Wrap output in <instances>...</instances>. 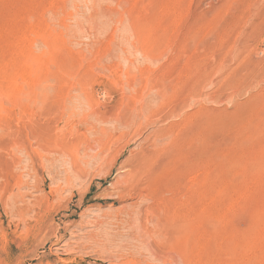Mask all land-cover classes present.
I'll return each instance as SVG.
<instances>
[{
    "label": "rangeland",
    "instance_id": "obj_1",
    "mask_svg": "<svg viewBox=\"0 0 264 264\" xmlns=\"http://www.w3.org/2000/svg\"><path fill=\"white\" fill-rule=\"evenodd\" d=\"M0 264H264V0H0Z\"/></svg>",
    "mask_w": 264,
    "mask_h": 264
},
{
    "label": "bare ground",
    "instance_id": "obj_2",
    "mask_svg": "<svg viewBox=\"0 0 264 264\" xmlns=\"http://www.w3.org/2000/svg\"><path fill=\"white\" fill-rule=\"evenodd\" d=\"M162 138H164V137H162ZM159 140H160V139H159ZM161 141H163V140H161ZM155 142H156V141H155ZM157 143H158V142H157ZM157 143H155V144H157ZM160 143H161V142H160ZM155 144H154V145H155ZM160 145H162V144H160ZM157 148H158V147H157ZM161 148H162V147H161ZM163 149H164V148H163ZM156 151H157V149H156ZM159 151H160V150H159ZM146 155H147V153H146ZM146 155H145V156H146ZM149 155H150V154H149ZM152 155H153V154H151V156H152ZM154 155H155V153H154ZM145 156H144V157H145ZM144 157H143L142 159H144ZM152 157H153V156H152ZM149 158H151V157L149 156ZM152 159H153V158H152ZM141 161H142V160H141ZM143 161H144V160H143ZM145 161H146V162L148 161L147 158H146ZM149 162H151V161L149 160ZM141 163H142V162H141ZM142 164H143V163H142ZM142 164H141V165H142ZM144 164H145V162H144ZM139 165H140V163H139ZM139 165H138V166H139ZM148 165H149V164H148ZM148 165H147V166H148ZM147 166H146V168H147ZM142 167H143V166H142ZM136 168H138V167H136ZM146 168H144V169H146ZM148 168H149V167H148ZM148 168H147V169H148ZM132 170H133V169H132ZM135 171H136V170H135ZM138 171H139V170H138ZM149 171H150V170H149ZM133 172H134V171H133ZM142 172H143V171H142ZM142 172H141V169H140L139 173H142ZM149 173H150V172H149ZM136 174H137V173H136ZM136 174L133 173L132 175H136ZM139 175H140V174H139ZM139 175H138V176H139ZM138 176H137V177H138ZM134 177H135V176H134ZM147 179H148V178H147ZM133 180H134V179H133ZM135 180H136V179H135ZM140 182H141V179H140ZM146 182L149 183V181H146ZM148 183H147V184H148ZM159 219H160V218H159ZM158 223H159V222H158ZM163 228H164V227H163ZM147 229H148V228H147ZM147 229H146V230H147ZM160 230H162V229H160ZM160 233H161V232H160ZM162 234H163V233H162ZM164 236H165V235H164ZM166 236H167V235H166ZM168 236H169V235H168ZM60 242H61V241H60ZM78 252H79V251H78ZM69 254H70V253H69ZM69 256H70V255H69ZM71 256H72V255H71ZM83 257H84V256H83Z\"/></svg>",
    "mask_w": 264,
    "mask_h": 264
}]
</instances>
